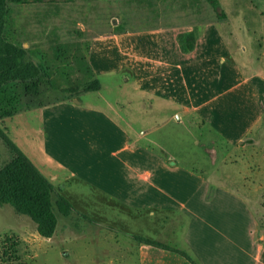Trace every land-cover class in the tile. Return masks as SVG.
Segmentation results:
<instances>
[{
	"label": "rangeland",
	"instance_id": "rangeland-1",
	"mask_svg": "<svg viewBox=\"0 0 264 264\" xmlns=\"http://www.w3.org/2000/svg\"><path fill=\"white\" fill-rule=\"evenodd\" d=\"M219 1L228 17V22L220 25L224 38L230 44L227 62L234 60L242 67V74L238 77L241 79L258 70L254 65L263 61L264 36L257 33L256 28L264 26V0ZM131 10L115 0H49L42 5L13 6L7 36L13 43L29 47L34 53L31 56L33 61L45 58L53 62L57 45H68L72 55L74 47L71 43L84 45L94 34L112 30L111 24L120 22L122 13ZM142 11L145 10L138 8L133 13ZM129 25L134 24L131 22ZM228 30L234 31L235 35L229 37ZM68 57L63 63L67 79L56 69L53 75L59 88H66L75 80L82 81L71 67L73 60L69 54ZM63 64L59 66L63 67ZM96 72L100 91L81 94L68 101V106L54 107L50 111L54 123L48 129L52 134L48 142L45 134L49 132L44 128L43 116L39 109L35 110L36 107L0 121V129L51 182L56 192V187L60 188L61 196L70 202L75 214L83 215L94 223L86 225L77 215L61 217L55 235L47 240L37 234L28 217L17 214L9 205L0 206V244L6 238L17 243L16 253L8 261L2 260L0 246V264H118L120 253L117 249L121 246L122 250H129L126 247L128 232L145 230L139 225L140 218L133 219L127 210L101 196L103 192L111 193V184L117 183L104 174L111 177L121 171L115 159L123 157V154L112 156L121 145L122 138L117 136L108 119L117 120L128 136L137 141V148L147 147L148 153L162 157L166 163L176 162L179 172L209 178L214 185L241 196L250 195L253 199H258V192H263L256 180L259 172L263 174L257 167L260 149L252 145L244 148L225 145L214 127L218 117L207 115L205 123V119L200 120L195 115H179V119L176 115L172 117L177 107L173 103L158 97L141 98L132 84L121 80L120 73L115 75L108 69ZM43 91L55 98L64 96L47 85L41 88L40 92ZM235 95L236 105L232 109L238 107L236 111H241L242 101L238 100L241 90ZM92 110L94 112H89ZM208 110H204V116ZM70 118L74 119L72 123ZM226 118L229 123L239 121L236 116ZM66 130L69 131V148L61 141L65 140ZM95 130L108 134L117 143L108 144ZM259 136L260 132L252 134L253 139ZM7 151L0 140V167L9 160ZM64 163L68 164L71 172L62 168L60 164ZM85 163L89 166L85 167ZM193 184L186 179L183 186L191 188ZM168 216L171 223L174 215ZM181 217L183 221L175 233L179 238L188 224L186 215ZM121 262L126 264L128 261Z\"/></svg>",
	"mask_w": 264,
	"mask_h": 264
},
{
	"label": "crops",
	"instance_id": "crops-1",
	"mask_svg": "<svg viewBox=\"0 0 264 264\" xmlns=\"http://www.w3.org/2000/svg\"><path fill=\"white\" fill-rule=\"evenodd\" d=\"M242 17L244 23V14ZM227 22L226 15L220 21L157 25L153 30L142 32L114 34L110 30L96 33L89 40L88 61L96 77V71L105 69L115 75L120 73L121 80L132 84L141 98L158 97L177 106L172 117L176 115L178 119L179 115H195L200 120L205 119V123L207 115L218 117L217 125L214 120L211 122L215 123L216 133L223 143L230 147L252 145L259 148L257 167L263 171L256 176L259 190L263 191L258 192L259 198L241 196L212 184L209 178L179 172L176 162L166 163L162 157L148 153L147 147L137 148V141L128 136L117 120L108 119L117 136L122 138L121 145L112 156L123 154V157L115 159L121 171L111 177L104 174L117 183L111 184V193L103 192L101 196L127 210L133 219L140 218L139 225L145 229L128 232L126 247L129 250H122L121 246L117 249L119 262L190 264L176 252L145 245L134 239L141 237L185 252L196 264H264V53L261 54L262 63L254 65L258 70L239 79L242 67L234 60L227 62L230 44L220 28ZM256 29L264 36V26ZM189 31L195 33L196 45L191 53L183 54L177 37ZM226 33L229 37L235 35L231 30ZM238 90H241V98H238L242 101L241 111H236L238 107L232 109L236 105L235 93ZM72 100L64 96L51 97L47 91L30 99L32 105H36L35 110H40L46 131L54 123L50 111L54 107L68 106V101ZM207 109L209 113L204 116L203 112ZM234 116L239 121L229 123L226 117ZM69 121L72 123L74 119ZM95 131L108 144L117 143L108 134ZM66 132L65 140L61 141L69 148V131ZM253 132H260L259 138L253 139ZM51 135L50 132L45 134V140ZM141 135L145 136V133ZM140 159L143 161L140 162ZM60 165L71 172L68 164ZM88 166L85 163V167ZM186 179L194 182L191 188L183 186ZM126 185L130 187L127 189ZM56 189L61 195L60 188ZM170 214L174 215L171 223ZM181 215H186L188 224L179 238L175 233L183 221ZM82 220L86 225L94 223L86 217Z\"/></svg>",
	"mask_w": 264,
	"mask_h": 264
},
{
	"label": "trees",
	"instance_id": "trees-1",
	"mask_svg": "<svg viewBox=\"0 0 264 264\" xmlns=\"http://www.w3.org/2000/svg\"><path fill=\"white\" fill-rule=\"evenodd\" d=\"M48 1L0 0V121L11 119L33 108L30 99L38 96L44 85L64 94L65 99L68 100L101 89L100 82L88 61L89 42L84 45L71 43L74 47L72 55L68 45L59 44L56 46L53 62L45 58L35 62L31 57L34 53L29 47L25 44L13 43L7 36L13 6L42 5ZM115 2L125 8L129 7L132 12L122 13L120 22L111 24V32L114 34H123L127 31H149L155 29L157 25L171 26L185 22L220 21L226 17L219 0H115ZM138 8H143L145 11L139 14L133 13ZM131 22L134 25H129ZM177 42L180 51L183 54H189L195 48L196 35L192 31L180 33ZM68 54L73 60L71 67L82 81L75 80L74 84L59 88L53 80V75L56 69L66 78L67 74L64 73L66 67L63 63L66 62L65 57L69 58ZM59 64H63V67ZM24 98L26 99L23 101ZM0 140L9 154V160L0 167V206L9 205L17 214L28 217L41 238L51 239L56 233L59 218L80 215L75 214L72 205L56 192L51 182L36 169L1 129ZM80 218L85 217L80 216ZM134 239L145 245L176 252L190 264H196L185 252L170 249L141 237H134ZM0 246L3 261H8L16 253L17 243L10 238L2 241Z\"/></svg>",
	"mask_w": 264,
	"mask_h": 264
}]
</instances>
